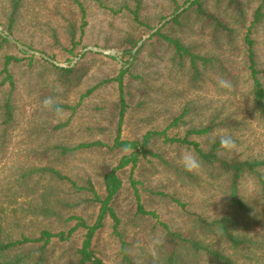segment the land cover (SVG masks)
I'll return each mask as SVG.
<instances>
[{
	"label": "rangeland",
	"instance_id": "374dc122",
	"mask_svg": "<svg viewBox=\"0 0 264 264\" xmlns=\"http://www.w3.org/2000/svg\"><path fill=\"white\" fill-rule=\"evenodd\" d=\"M10 1L0 0V103L11 87L4 80L6 58L20 60L8 65L14 82V122L5 125L0 109L2 240L37 239L45 230L64 232L65 238L54 236L45 246L41 264H71L80 255L87 229L73 230L77 219L69 217H82L88 225L97 222L102 204L86 182L105 198L104 174L116 169L122 188L110 207L119 218L118 229L132 264H165L167 227L225 250L237 264H264V210L254 202L258 194L254 181L245 178L241 183L254 205L232 230L248 239L238 254L220 230L194 221V213L210 219L228 213L220 179L202 168L199 181L191 182L160 160L182 167L181 152L193 151V146L166 136L188 137L206 146L216 136L232 135L245 157H264V120L251 106L253 79L244 50L226 54L221 61L224 71H208L207 81L194 88L188 75L178 72L172 50L154 35L173 17L172 0H80L82 7L74 0H23L14 19ZM243 1L251 15L258 0ZM178 2L182 5L185 0ZM213 3L208 0V5ZM136 9L143 24L134 17ZM196 26L176 28L175 33L163 31L197 43L203 53L212 52L206 29L200 32ZM129 36L140 41L133 52L144 43L136 57L126 53L131 48L126 43ZM254 39L258 76L264 84L263 23ZM53 64L76 68L78 78L63 84ZM123 67L122 98L116 77ZM218 78L231 81L234 87L221 88ZM213 120L226 126L207 135L191 133ZM163 131L164 136H150L146 150H141L148 133ZM118 136L121 141L139 142V152L115 146ZM59 146L69 151L62 152ZM134 153H138L136 164L122 167V159ZM43 166L58 169L65 178L46 172L24 176L32 167ZM44 208L53 212L44 214ZM114 223L108 213L92 239L91 250L102 264H125ZM154 237L163 242L155 258L148 247ZM43 244L19 243L0 258L14 260ZM191 260L190 252L181 249L178 264H193ZM37 261L32 253L22 264ZM202 264L208 263L202 260Z\"/></svg>",
	"mask_w": 264,
	"mask_h": 264
},
{
	"label": "trees",
	"instance_id": "16d2710c",
	"mask_svg": "<svg viewBox=\"0 0 264 264\" xmlns=\"http://www.w3.org/2000/svg\"><path fill=\"white\" fill-rule=\"evenodd\" d=\"M81 7L80 0H74ZM11 18L14 19L18 14L23 0H11ZM174 10L172 12V18L154 35L158 36L160 41H163L172 50V60L175 66H177L178 72L183 75H188V82L191 87L200 88L207 81V72L211 71L216 73L222 69L224 71L223 57L226 54H231L233 50H244L247 57L248 68L251 71V77L253 84L251 88V106L253 112L258 117L264 120V84L258 76L257 69V55L255 49V39L258 27L264 25V0H258L257 7L253 10L251 15H247L246 5L243 0H214L212 5H208V0H185L180 5L178 0H172ZM139 8V6H138ZM84 9V8H82ZM134 17L137 22L142 23L139 17L138 10L133 11ZM166 18V17H165ZM197 24L200 32L206 29L208 42L212 45V52L203 53L199 50L198 44L194 42H185L179 36L174 35L176 28L179 31H183L184 28ZM169 29L171 33H165L163 29ZM196 32V29H195ZM3 41H9L7 37H2ZM126 43L131 46L126 50V53L131 57H136L137 53L141 51L144 43L133 52L138 46L140 41L129 36L126 38ZM12 60H20L14 56H8L5 63V72L7 73L5 81L8 80L11 87L7 95L3 98V102L0 103L1 113L3 114V123L10 125L14 122L15 118V103H14V82L12 81V75L8 71V65ZM54 71L59 75V80L63 84H71L78 78L76 68L74 67H62L53 64ZM126 69L122 68V71L116 80L120 85L123 98L124 88V74ZM226 126L221 123H215L213 120L207 126L202 129H192L191 133L197 135H207L214 133L216 129ZM166 132L148 133L144 141L141 144V150H146V145L153 134L165 135ZM232 136V135H231ZM233 137V136H232ZM167 140L178 141L189 146H193L194 153L199 157L202 162V168L209 171L213 177L219 178L222 183L223 192L225 195L226 207L228 213L210 219V217L194 213V221L199 223L200 226L207 229H218L226 238L230 248L240 254L242 248L247 244L245 236L235 234L232 230L237 227L238 219L251 212L253 210V202L250 200L247 194L243 191L241 183L243 179L249 178L254 181L258 188L257 199L254 202H258L264 210V157H245L244 153L236 148L232 152H225L220 149V136H216L211 143L201 146L198 142L191 141L188 137L184 138H170L166 136ZM236 140L237 146L239 140ZM94 145L100 143H93ZM83 146H92V144H83ZM115 146L123 148H136L139 152V142H130L116 138ZM62 152L69 151V148L59 146ZM158 157L160 155H157ZM138 159V153H134L132 157H124L121 162V166L124 167L130 162H134ZM162 164L174 171L177 175H183L184 178L191 182H198V174L186 172L183 167L175 163L166 161L160 157ZM46 172L55 175L60 178H65L61 172L51 166L32 167L24 176H30L33 173ZM75 185V182H73ZM87 188L92 191L95 198L101 202L100 215L97 222L94 225H88L82 217H69L77 219V225L74 227L76 230L80 227L87 229L86 238L83 242V246L80 249V255L71 264H102V261L94 256L91 250L92 239L95 232L103 225V219L110 213V216L115 220V232L118 234L120 242L122 244L123 261L125 264H132V261L128 257L126 249V241L123 238V234L118 229L119 218L116 215L114 209L110 207V203L115 200L120 189L122 188V180L116 174V169L104 174V184L107 190V195L102 198L94 189L91 182H86ZM85 187V188H86ZM140 210L145 212L142 205H139ZM44 214H50L53 211L50 209H42ZM61 236L65 238V233H52L50 231H43L41 236L37 239L24 238L22 241L4 242L1 238L0 227V256L10 251L14 246L19 243L28 241H43V246L34 249L31 253L21 254L14 260H3L0 258V264H22L26 262L32 253H36L38 261L35 264H41L42 255L44 253L45 246L51 241L52 237ZM164 248H165V264H178L179 254L181 249H187L191 254V263L202 264V260L208 264H237L236 259L227 254L225 250L217 249L211 245L205 244L196 236L190 233H184L179 229H169L167 227V233L164 236Z\"/></svg>",
	"mask_w": 264,
	"mask_h": 264
},
{
	"label": "clouds",
	"instance_id": "9594fccd",
	"mask_svg": "<svg viewBox=\"0 0 264 264\" xmlns=\"http://www.w3.org/2000/svg\"><path fill=\"white\" fill-rule=\"evenodd\" d=\"M218 85L221 88L231 90L234 86L231 81L224 78H218ZM62 111V110H60ZM237 148L236 140L231 135H221L220 136V149L225 152H232ZM179 162L186 172L199 174L202 169V162L199 157L190 149H186L181 152L179 157ZM162 240L154 237L149 244V252L153 257H156V248L162 245Z\"/></svg>",
	"mask_w": 264,
	"mask_h": 264
}]
</instances>
